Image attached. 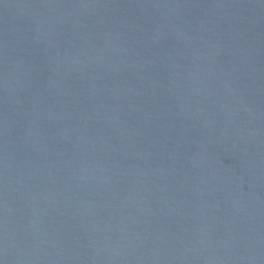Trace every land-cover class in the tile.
<instances>
[{"label": "water", "instance_id": "1", "mask_svg": "<svg viewBox=\"0 0 264 264\" xmlns=\"http://www.w3.org/2000/svg\"><path fill=\"white\" fill-rule=\"evenodd\" d=\"M0 264H264V0H0Z\"/></svg>", "mask_w": 264, "mask_h": 264}]
</instances>
